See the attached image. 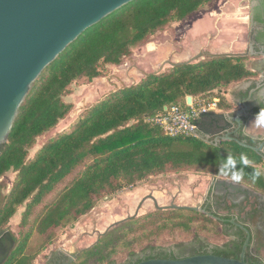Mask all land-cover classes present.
Masks as SVG:
<instances>
[{"label": "trees", "instance_id": "16d2710c", "mask_svg": "<svg viewBox=\"0 0 264 264\" xmlns=\"http://www.w3.org/2000/svg\"><path fill=\"white\" fill-rule=\"evenodd\" d=\"M215 1L133 0L85 29L40 73L18 109L6 142L0 145V176L16 172L1 212L3 221L8 222L28 201L22 213L24 231L17 238L9 264H33L34 255L26 254L33 232L41 236L43 249L58 228L85 215L99 197L150 175L187 169L226 178L218 172L220 162L228 153L238 157L241 152L252 161L246 173L263 171L262 154L234 140L214 145L193 135L170 136L150 121L172 105L199 110L215 97L219 110L231 111L233 104L224 96L225 88L257 73L247 67L244 57L225 55L176 63L148 74L135 86L113 92L69 131L45 142L32 159L26 160L37 137L53 129L71 111L72 104L62 97L74 81L102 76L106 67L121 64L135 46L157 31ZM187 96L191 104H187ZM237 138L252 146L263 141L244 134ZM241 183L264 190V177L253 182L245 175ZM59 186L62 188L49 200ZM205 227L211 228L213 223L199 212L153 210L113 226L70 264H107L153 238ZM241 248L238 245L234 258L239 257ZM245 261L264 264L255 245H247Z\"/></svg>", "mask_w": 264, "mask_h": 264}, {"label": "rangeland", "instance_id": "374dc122", "mask_svg": "<svg viewBox=\"0 0 264 264\" xmlns=\"http://www.w3.org/2000/svg\"><path fill=\"white\" fill-rule=\"evenodd\" d=\"M245 5H248L247 0H217L188 18L168 24L157 31L145 42L135 46L132 54L125 57L121 64L106 67L102 76L92 80L82 77L74 81L62 97L63 101L72 104L71 111L53 129L37 137L34 145L28 149L26 160L32 159L45 142L69 131L89 109L107 99L113 92L135 86L148 74L164 71L172 64L187 60L191 62L203 60L209 57L205 52L221 54L236 51L243 42L246 19L242 17L245 15L243 9ZM233 35L238 43L231 41ZM236 44H239L238 47ZM256 78L257 74L253 76V79ZM213 99L210 103H213ZM231 103L233 109H237V102ZM212 110H218L217 106ZM184 136L192 135L184 134ZM177 147L182 148L184 145L177 144ZM260 168L264 170V163ZM15 176L14 171H8L2 176L7 193ZM212 178L213 176L208 172L187 169L150 175L132 186L99 197L95 206L85 215L58 228L49 245L43 249H40L41 236L33 232L26 254L34 255L33 264H39L43 257L50 255L56 249H65L69 253H74L94 243L97 235L103 233L110 225H117L135 212L139 215L153 210L154 204L147 195H152L159 205H165L172 196H181L184 191H187L186 193L192 195L197 201ZM61 188L57 187L49 200ZM27 202L19 206L9 219V225L16 236H21L24 231L21 221ZM140 203L142 209L137 210ZM163 237L166 239L156 241L175 240L173 236Z\"/></svg>", "mask_w": 264, "mask_h": 264}, {"label": "water", "instance_id": "95a60500", "mask_svg": "<svg viewBox=\"0 0 264 264\" xmlns=\"http://www.w3.org/2000/svg\"><path fill=\"white\" fill-rule=\"evenodd\" d=\"M131 1L133 0H0V145L6 142L21 103L44 68L85 29ZM205 54L209 57L234 55ZM184 62L190 63L191 60ZM246 65L260 75L264 74L262 64L260 67L257 64ZM262 80L261 77L231 84L226 88V96L230 101L238 102L243 91L255 85L261 86ZM252 81H255L254 84ZM186 101L191 104V97L187 96ZM245 108L244 106L232 112L202 111L199 113L197 125L186 128L208 144L217 145L222 141L234 140L260 152L264 160V141L258 146H252L234 136L242 122L247 135L264 137V129L256 128L252 122L255 115H247ZM215 183L240 188L245 186L226 179H216ZM4 185L6 187L5 183ZM171 207L197 209L189 206ZM248 240L249 237L244 241L238 258L202 254L181 260L155 259L139 264H248L245 261ZM260 247L264 261V245L261 244Z\"/></svg>", "mask_w": 264, "mask_h": 264}, {"label": "flooded vegetation", "instance_id": "af4514ba", "mask_svg": "<svg viewBox=\"0 0 264 264\" xmlns=\"http://www.w3.org/2000/svg\"><path fill=\"white\" fill-rule=\"evenodd\" d=\"M247 2L248 5L243 6L245 15L242 19H246L243 42L240 48L230 53L234 54V57H244L245 64H257L258 67L262 64L261 67L264 70V0H247ZM234 37V35L231 37V41L238 43V40ZM236 45L238 47L239 44ZM259 77L263 79L261 86L256 87L255 85L247 91L245 90L247 92L245 97L242 96L245 93L242 90L243 93L238 97L237 108L241 109L245 106L247 115H255L254 111L256 109L259 110L264 107V74L260 75L257 72V78ZM250 79L254 80L253 78ZM254 82L251 83L254 84ZM234 128H236V125H234ZM239 134L247 135L244 132V123L242 122L241 127L236 130L234 136L237 137ZM260 139L264 141V137ZM216 179L230 181L228 178L213 177L211 180L213 183L208 184L197 201L194 200L192 195L186 193L187 191H184L181 196H172L168 204L165 205H159L152 195H147L154 204L153 210L186 209L199 212L213 223V227H205L201 231L192 229L191 232L185 231L183 234L172 233L169 237H175L173 241L157 242L156 240L166 239V237L153 238L132 253H126L123 257L111 260L107 264H139L155 259L181 260L189 256L202 254L234 258L233 255L237 253L238 245H243L247 237H249L248 245L250 247L255 245L261 257L260 245H264V190L255 189L243 183H239L245 185L241 188L235 185L227 186L226 184L215 183ZM7 194L6 187L2 183V176H0V264H9L18 237L11 229L9 221H3L4 217L1 214ZM171 206H189L197 209L173 208ZM137 207V210L142 209V204L140 203ZM153 210L139 215L135 212L134 215L128 216L120 222ZM113 226L115 224L107 227L104 232ZM101 234L99 233L97 238ZM92 244L94 243L92 242L74 253L60 249L54 254L43 257L39 264H70L76 260L81 250L90 247ZM240 252L238 253L240 254Z\"/></svg>", "mask_w": 264, "mask_h": 264}, {"label": "built area", "instance_id": "2783aa9c", "mask_svg": "<svg viewBox=\"0 0 264 264\" xmlns=\"http://www.w3.org/2000/svg\"><path fill=\"white\" fill-rule=\"evenodd\" d=\"M217 99H213V103L203 106L199 110H183L178 105H172L169 108H165V112L150 119L151 122L161 126L164 132L170 136L196 134L186 127L194 128L197 123L199 113L202 111H208L216 107Z\"/></svg>", "mask_w": 264, "mask_h": 264}, {"label": "clouds", "instance_id": "9594fccd", "mask_svg": "<svg viewBox=\"0 0 264 264\" xmlns=\"http://www.w3.org/2000/svg\"><path fill=\"white\" fill-rule=\"evenodd\" d=\"M252 122L256 128L264 129V107L255 114ZM251 164L252 161L246 153L241 152L238 157L228 153L226 158L220 162L218 172L221 176L228 178L230 182L234 184L241 183L244 180L245 175H248L250 179L255 182L261 177H264V171L253 169L251 173H246L245 169L250 167ZM237 165H240L241 167L238 168Z\"/></svg>", "mask_w": 264, "mask_h": 264}, {"label": "crops", "instance_id": "0c3cea01", "mask_svg": "<svg viewBox=\"0 0 264 264\" xmlns=\"http://www.w3.org/2000/svg\"><path fill=\"white\" fill-rule=\"evenodd\" d=\"M260 78V77H259ZM259 78H256V79H259ZM224 95H225V97H226V99L228 100V101H230L228 98H227V96H226V91L224 92ZM231 102H233V101H231ZM238 109V108H237ZM237 109H232L231 111H225V112H232V111H235V110H237ZM210 110H212V109H210ZM212 111H215V110H212ZM216 112H223V110H216Z\"/></svg>", "mask_w": 264, "mask_h": 264}, {"label": "bare ground", "instance_id": "6f19581e", "mask_svg": "<svg viewBox=\"0 0 264 264\" xmlns=\"http://www.w3.org/2000/svg\"><path fill=\"white\" fill-rule=\"evenodd\" d=\"M240 14V13H239ZM237 18V17H236ZM243 21V20H242ZM153 62V61H152Z\"/></svg>", "mask_w": 264, "mask_h": 264}]
</instances>
